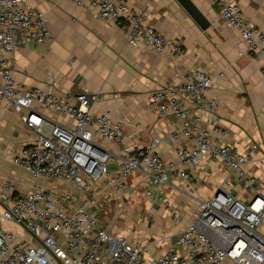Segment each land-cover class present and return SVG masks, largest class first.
<instances>
[{"label":"built area","instance_id":"built-area-1","mask_svg":"<svg viewBox=\"0 0 264 264\" xmlns=\"http://www.w3.org/2000/svg\"><path fill=\"white\" fill-rule=\"evenodd\" d=\"M69 1L119 26L134 47L177 59L184 52L180 42L145 25L130 0ZM208 1L238 31L245 52L264 60V33L246 19L235 0ZM54 40L44 12L26 0H0V111H14L34 136L12 157L34 180L32 187L21 193L12 179L0 185V264H264V196L247 171L250 154L213 140V133L223 131L207 126L217 106L209 95L212 77L201 69L178 71L179 83L152 90L150 109L159 119H172L176 127L169 132L176 162H168L157 150L159 139L148 146L127 142L123 119L96 113L98 95L58 92L56 81L40 89L16 80L17 49ZM204 158L228 168L245 197L224 186L206 199L195 197L193 171ZM134 175L145 177L144 195L163 204L167 201L161 189L180 177L184 185L179 191L197 205L175 241L152 256L146 239L130 240L118 232L119 219H100L101 201L127 191ZM54 183L68 188L58 191L59 186L50 187ZM167 209L171 223L180 225L181 211L169 203ZM8 222L23 234L5 228ZM142 224L148 226L147 221Z\"/></svg>","mask_w":264,"mask_h":264},{"label":"crops","instance_id":"crops-1","mask_svg":"<svg viewBox=\"0 0 264 264\" xmlns=\"http://www.w3.org/2000/svg\"><path fill=\"white\" fill-rule=\"evenodd\" d=\"M26 1L47 15L55 40L47 45L17 49L14 54L17 81L40 89L56 81L58 92L98 95L100 100L95 103L94 111L123 119L127 142L148 146L159 139L158 152L166 161L176 162L175 145L169 140V132L176 127L172 119L157 118L149 107L150 94L158 86L179 83L178 71L201 69L213 79L209 95L217 103L207 126L223 131V134L213 133V140L230 144L238 153L250 154L247 171L256 178L264 196V60L245 52L238 31L222 19L219 10L208 0H191L210 23L205 30L179 0L129 1L131 7L143 14L145 25L182 44L184 52L180 59L169 53H155L130 45L125 31L119 26L103 21L72 1ZM235 2L246 19L264 33V0ZM33 139V134L23 126L14 111H0V185L12 179L21 193L32 187L34 180L12 163V157ZM254 145L257 148L252 150ZM107 146L118 150L115 146ZM193 172L195 197L206 199L220 186L240 198L245 197L231 171L220 161L204 158L201 166ZM183 185L181 178L177 177L160 191L164 199L170 201V206L179 209L183 215L179 228L171 223L168 231L173 227L178 231L196 211V201L179 191ZM145 186V177L134 175L127 191L110 198L114 200L101 201L100 205L106 211L108 208L111 213H119V222L124 214L120 215L123 211L118 208L124 207L126 212L127 208L139 206L138 199L140 202L144 200L147 215L159 221L155 231H165L167 227L160 223L161 216L169 213L162 208V203H154L144 195ZM138 188L143 190L141 196L133 193ZM3 211L0 203V215ZM140 222L138 226L143 230L145 226ZM117 226L119 229L121 223ZM5 228L23 234L22 229L13 223H6ZM163 244L159 242L158 248ZM150 250L148 256L153 255Z\"/></svg>","mask_w":264,"mask_h":264},{"label":"rangeland","instance_id":"rangeland-1","mask_svg":"<svg viewBox=\"0 0 264 264\" xmlns=\"http://www.w3.org/2000/svg\"><path fill=\"white\" fill-rule=\"evenodd\" d=\"M55 184V183H54ZM59 186L58 191H65L68 187L64 184H61V185H58L57 183L55 185H51L50 187L51 188H55ZM133 193L135 195H139L141 196V194H143V190H141V188H138V189H135L133 191ZM167 201V204H163L162 205V208H165L167 209V206H168V203L170 201L166 200ZM135 203V202H134ZM137 204H139V206H134L132 208H127V211L124 212V215L123 217H120V223H121V227H119L118 229V232L121 233V234H124V235H127L129 237V239H134L135 241H142L144 239L147 240V250L151 249V248H154L152 251L150 250V254H158L159 252H161L163 249H165V247L169 244V240L171 242H174L175 241V233L177 232V228L178 225L176 226L177 228L173 227V229H170V231H168L169 228H171V220H170V217H169V214H163L161 216V224H163V227H167L165 231H155V228H158L156 226V223H158L159 221L153 216L149 217L147 215V212L145 210V207H146V203L144 202V200H141V202L137 201ZM148 205V204H147ZM170 205V203H169ZM172 207V206H171ZM101 211H100V219L103 220V221H106V220H116L118 217H119V213H111L110 212V209L108 210L107 208V211L104 210L102 207L100 208ZM119 211L121 210V208H118ZM130 209V210H129ZM118 211V212H119ZM167 213H168V209H167ZM146 218H148L147 220V223H148V226L147 227H143V230L141 229L140 226H138V223L140 222L139 219H142L141 222H144L146 220ZM140 222V223H141ZM147 225V224H146ZM260 230L262 232H264V226H262L260 228ZM150 232V235L148 236L147 233ZM168 235H171L169 238H167ZM150 236H153V238H150ZM164 236H166V239L164 240V244L158 248V245H156V243H154V239H157V238H163ZM154 246V247H152Z\"/></svg>","mask_w":264,"mask_h":264},{"label":"water","instance_id":"water-1","mask_svg":"<svg viewBox=\"0 0 264 264\" xmlns=\"http://www.w3.org/2000/svg\"><path fill=\"white\" fill-rule=\"evenodd\" d=\"M179 2L203 30L210 26L209 21L191 0H179Z\"/></svg>","mask_w":264,"mask_h":264}]
</instances>
